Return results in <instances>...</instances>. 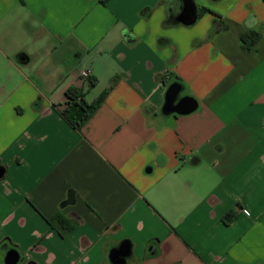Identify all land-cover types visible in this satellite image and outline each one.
I'll return each mask as SVG.
<instances>
[{"label": "crops", "instance_id": "crops-1", "mask_svg": "<svg viewBox=\"0 0 264 264\" xmlns=\"http://www.w3.org/2000/svg\"><path fill=\"white\" fill-rule=\"evenodd\" d=\"M194 2L0 0V264H264V0ZM67 89L99 100L78 130Z\"/></svg>", "mask_w": 264, "mask_h": 264}, {"label": "water", "instance_id": "water-1", "mask_svg": "<svg viewBox=\"0 0 264 264\" xmlns=\"http://www.w3.org/2000/svg\"><path fill=\"white\" fill-rule=\"evenodd\" d=\"M181 6L174 19L176 23L192 25L198 17V10L194 0H180ZM182 85L177 81L170 83L165 90L164 103L161 111L163 114L181 115L194 111L197 107L195 98L189 95H181ZM3 169L0 167V176ZM131 253L128 240H122L118 246L110 249L108 258L112 264H125L126 258ZM19 253L15 248H8L3 256V264H16Z\"/></svg>", "mask_w": 264, "mask_h": 264}, {"label": "trees", "instance_id": "trees-1", "mask_svg": "<svg viewBox=\"0 0 264 264\" xmlns=\"http://www.w3.org/2000/svg\"><path fill=\"white\" fill-rule=\"evenodd\" d=\"M208 11L207 8L202 7L200 8V13ZM198 12V15L200 14ZM213 15L215 17H219L217 14ZM217 18L213 19L212 27L215 25ZM213 30V29H212ZM260 34L251 28L246 29L240 36V44L243 49H249L252 47L256 41L258 40ZM99 100H96L92 103H86L82 96L79 94L78 91L74 89H67L65 92V105L64 108L61 110V116L64 120L73 128V129H80L92 112L95 110L96 106L98 105ZM232 217V214H226L225 220L229 221ZM56 219H58L61 223L63 221L56 215Z\"/></svg>", "mask_w": 264, "mask_h": 264}, {"label": "built area", "instance_id": "built-area-1", "mask_svg": "<svg viewBox=\"0 0 264 264\" xmlns=\"http://www.w3.org/2000/svg\"><path fill=\"white\" fill-rule=\"evenodd\" d=\"M91 75V70L89 68H84L80 71V76L84 79L89 78Z\"/></svg>", "mask_w": 264, "mask_h": 264}, {"label": "clouds", "instance_id": "clouds-1", "mask_svg": "<svg viewBox=\"0 0 264 264\" xmlns=\"http://www.w3.org/2000/svg\"><path fill=\"white\" fill-rule=\"evenodd\" d=\"M149 46L151 47L152 45H149ZM153 51H156L155 47H153Z\"/></svg>", "mask_w": 264, "mask_h": 264}]
</instances>
